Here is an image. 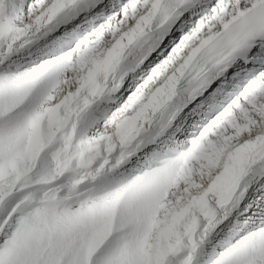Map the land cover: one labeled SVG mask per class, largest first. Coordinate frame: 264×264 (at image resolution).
I'll return each instance as SVG.
<instances>
[{"label": "snow or ice", "instance_id": "6c2138e0", "mask_svg": "<svg viewBox=\"0 0 264 264\" xmlns=\"http://www.w3.org/2000/svg\"><path fill=\"white\" fill-rule=\"evenodd\" d=\"M0 264H264V0H0Z\"/></svg>", "mask_w": 264, "mask_h": 264}]
</instances>
